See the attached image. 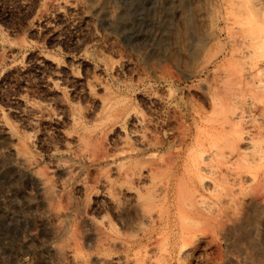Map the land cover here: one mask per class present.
Here are the masks:
<instances>
[{
  "label": "rangeland",
  "instance_id": "rangeland-1",
  "mask_svg": "<svg viewBox=\"0 0 264 264\" xmlns=\"http://www.w3.org/2000/svg\"><path fill=\"white\" fill-rule=\"evenodd\" d=\"M0 116V264H264V0H0Z\"/></svg>",
  "mask_w": 264,
  "mask_h": 264
},
{
  "label": "bare ground",
  "instance_id": "bare-ground-1",
  "mask_svg": "<svg viewBox=\"0 0 264 264\" xmlns=\"http://www.w3.org/2000/svg\"><path fill=\"white\" fill-rule=\"evenodd\" d=\"M28 104V103H27ZM29 105V104H28ZM0 125H3V126H7V128L9 129V130H11L12 128H10V126H9V124H8V122L2 117V116H0ZM199 166V165H198ZM108 194H110L109 192H107V195ZM136 196V203H139V205L140 204H142L143 203V201H142V199H141V197H140V195H139V193L137 194V192H136V194H135ZM142 196V195H141ZM140 200H141V203H140ZM144 204V203H143ZM138 205V206H139ZM142 208H143V206H141ZM140 207V208H141ZM145 208V207H144ZM145 210V209H144ZM146 211V210H145ZM142 213H143V217H145V218H150V216H151V214L149 215L148 213H145L144 211H141ZM147 212V211H146ZM72 257H73V261H74V263L75 264H81V262H82V260H81V258L79 257V255H77L76 253H74L73 255H72ZM244 262V261H243Z\"/></svg>",
  "mask_w": 264,
  "mask_h": 264
}]
</instances>
